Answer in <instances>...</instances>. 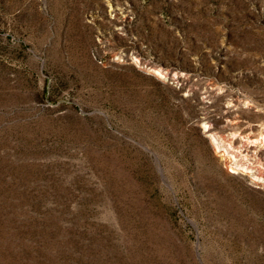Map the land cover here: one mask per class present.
<instances>
[{
  "label": "rangeland",
  "instance_id": "obj_1",
  "mask_svg": "<svg viewBox=\"0 0 264 264\" xmlns=\"http://www.w3.org/2000/svg\"><path fill=\"white\" fill-rule=\"evenodd\" d=\"M0 264H264V0H0Z\"/></svg>",
  "mask_w": 264,
  "mask_h": 264
},
{
  "label": "bare ground",
  "instance_id": "obj_2",
  "mask_svg": "<svg viewBox=\"0 0 264 264\" xmlns=\"http://www.w3.org/2000/svg\"><path fill=\"white\" fill-rule=\"evenodd\" d=\"M210 136H212V139L215 140V138L213 137V134H210ZM233 170V169H232Z\"/></svg>",
  "mask_w": 264,
  "mask_h": 264
}]
</instances>
